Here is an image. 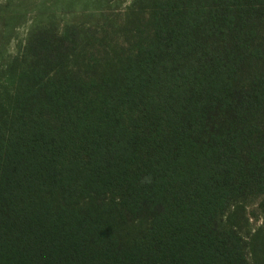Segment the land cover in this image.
I'll list each match as a JSON object with an SVG mask.
<instances>
[{"label":"trees","instance_id":"trees-1","mask_svg":"<svg viewBox=\"0 0 264 264\" xmlns=\"http://www.w3.org/2000/svg\"><path fill=\"white\" fill-rule=\"evenodd\" d=\"M39 13L0 82V264H264L232 223L264 195V0H133L131 46Z\"/></svg>","mask_w":264,"mask_h":264},{"label":"rangeland","instance_id":"rangeland-1","mask_svg":"<svg viewBox=\"0 0 264 264\" xmlns=\"http://www.w3.org/2000/svg\"><path fill=\"white\" fill-rule=\"evenodd\" d=\"M132 3L133 0H0V82L6 83V62L28 43L29 27L36 17L41 18L40 11L54 18L59 33L67 22L97 31L110 29L112 43L128 42L131 46L135 38L124 30L123 16ZM232 221L245 239H250L264 225V195L244 203Z\"/></svg>","mask_w":264,"mask_h":264}]
</instances>
